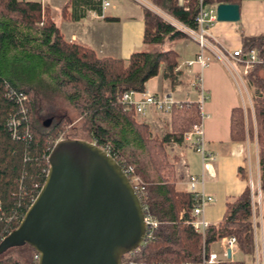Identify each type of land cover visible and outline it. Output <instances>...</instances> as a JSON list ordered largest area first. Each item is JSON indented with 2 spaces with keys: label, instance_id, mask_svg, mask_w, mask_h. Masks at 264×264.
<instances>
[{
  "label": "trees",
  "instance_id": "1",
  "mask_svg": "<svg viewBox=\"0 0 264 264\" xmlns=\"http://www.w3.org/2000/svg\"><path fill=\"white\" fill-rule=\"evenodd\" d=\"M215 2L239 5L240 0H205L206 4ZM152 3L183 25L196 29L197 0H190L188 11L173 0ZM90 10L100 12V0H67L61 15L66 17L70 12L69 19L79 21ZM142 20L146 45H164L186 38L146 9ZM240 36L242 55L254 51L258 60L244 76L256 93L252 101L255 126L249 120V110L233 108L230 140L256 143L260 207L258 191L251 190L247 183L240 196L226 203L222 220L209 226L202 237L188 224L192 220L193 197L176 190L175 168L165 150L170 141L182 144L184 134L199 123L197 103L172 107L170 132L154 138L145 123L135 120L133 108L120 101L124 92L144 93L146 83L159 74L176 84L179 55L173 50H160L136 52L126 61L97 58L89 49L66 43L49 10L40 3L0 0V244L19 226L36 199L49 170L48 157L61 135L67 133L66 139L109 147L112 158L132 165L145 184L140 204L158 226L155 239L135 253L136 261L198 264L203 246L208 249L223 238L234 237L238 252L255 262L260 212L264 221V35ZM13 52L15 80L5 67L6 58ZM57 94L64 97L77 117L67 115L38 124L33 117L38 97ZM21 97L26 99L20 100ZM15 120L19 121L16 127ZM143 154L147 165L140 162ZM238 173L248 181L244 169ZM35 254L28 245L14 246L0 254V264H38Z\"/></svg>",
  "mask_w": 264,
  "mask_h": 264
},
{
  "label": "crops",
  "instance_id": "2",
  "mask_svg": "<svg viewBox=\"0 0 264 264\" xmlns=\"http://www.w3.org/2000/svg\"><path fill=\"white\" fill-rule=\"evenodd\" d=\"M18 1L40 3L43 9L49 10L52 21L66 43L89 49L97 58L126 61L136 52L175 51L179 55L178 66L175 69L178 73L176 84L172 85L170 80L159 74L146 83L143 94L154 95L156 98L169 97L174 103H197L199 95L193 83L197 73L201 72H199L201 86L207 97L203 105V140L206 156H201L187 145H175L178 161L175 166L181 169V173L177 175L179 178L175 188L179 192L189 193L186 175L202 178L203 184L197 186V191L213 198L205 207L202 218L210 226L217 225L222 220L226 203L240 196L247 186V182L240 178L238 170H245L250 142L239 143L230 140V116L232 109L236 107H241L244 111L249 110V120L255 126L252 102L247 107L248 89L255 98L254 89L244 80L249 87L247 89L244 85V90L241 91L229 70L216 59H212L202 70L197 64L187 67L185 63L195 60L198 53L196 42L190 38L167 42L164 45L144 44L143 9L130 3L114 7L109 1L110 6L105 10L101 9L100 12L90 10L79 21H72L69 19L70 12L66 17L61 15V8L67 0ZM239 13L238 22H216L209 29L208 38L222 51L241 50L240 35L249 37L264 35V0H240ZM179 42L183 43L180 48L175 49ZM240 79H244L243 72ZM179 82L188 83L191 89L181 91ZM140 97L141 95L138 96ZM159 114L164 116L153 107H146L145 115L137 116L150 130L166 132L169 123L162 125L163 121L160 120ZM167 115L170 116V113ZM169 129L171 130V127ZM257 220V243L264 257V221L261 212ZM217 245L221 248L216 242L208 249L218 252L219 250L214 249ZM230 261L234 260L231 258Z\"/></svg>",
  "mask_w": 264,
  "mask_h": 264
},
{
  "label": "water",
  "instance_id": "3",
  "mask_svg": "<svg viewBox=\"0 0 264 264\" xmlns=\"http://www.w3.org/2000/svg\"><path fill=\"white\" fill-rule=\"evenodd\" d=\"M239 19V5L217 6V22ZM48 165L43 187L0 244V254L28 245L38 264H122L140 247L145 224L139 198L117 162L94 143L63 139Z\"/></svg>",
  "mask_w": 264,
  "mask_h": 264
},
{
  "label": "built area",
  "instance_id": "4",
  "mask_svg": "<svg viewBox=\"0 0 264 264\" xmlns=\"http://www.w3.org/2000/svg\"><path fill=\"white\" fill-rule=\"evenodd\" d=\"M142 6L144 9L150 11L162 21L167 23L176 31L184 34L187 38H190L196 42L198 46V53L195 60L185 63L187 67H193L195 64L198 65L199 69L202 70L211 62L212 59L218 60L222 63L231 73L233 64L239 66L242 69L244 76H246L252 68V65L257 63L256 55L254 51H251L247 56H243L240 49L233 50L231 52L220 50L208 37L209 29L216 21V9L219 5L218 3L206 4L205 0H197L198 12L195 18L196 29H191L166 12L158 8L152 3V0H132ZM176 5L182 7L184 10L188 11L190 0H173ZM101 9L105 10L110 6L109 0H100ZM200 72V71H199ZM197 73L196 79L193 83L195 89L198 91L199 99L197 101L199 109V123L193 125L191 129L186 132L183 136V143L193 149L196 153L201 156H206L204 149L203 140V105L207 100L206 94L201 86L200 73ZM233 76V75H232ZM239 80L240 76L237 74ZM234 77V76H233ZM141 95L140 98L138 96ZM26 97H21L20 100H25ZM120 101L125 104L128 108L131 107L134 110L135 115H145L146 107H153L156 112L169 114L172 107H180V103H174L169 97L156 98L154 95L138 93L135 91L124 92L120 98ZM19 121L13 123V126H18ZM14 137L17 138L14 132ZM174 146L176 143H173ZM101 148V147H100ZM108 155L111 156L110 148H101ZM208 156V155H207ZM112 157V156H111ZM209 157V156H208ZM117 162V161H116ZM121 168L122 173L129 180L132 188L134 189L137 197L142 198L144 196L145 184L142 182L141 178L136 175L135 170L132 165L127 164L123 160L117 162ZM187 174V173H186ZM187 181L189 186V193L193 197L194 207L191 211L192 220L188 224L193 228V230L201 235L205 234V231L210 226L202 217L205 207L213 201V198L206 195L203 192L197 191V186L203 184L202 178H197L192 175L187 174ZM259 194V206H260V193ZM144 213V224H145V234L144 239L139 248L127 253L122 258V264H146L135 260V253H137L142 247H144L148 242L155 239V229L158 226V222L148 213L147 208L142 206ZM256 221L255 218L253 220ZM221 245L222 252L219 255L217 252L206 249L203 246L201 261L198 264H219L220 261H230L235 252H238L237 241L234 237H226L218 242ZM255 244H256V254H255V264H264V257L260 256L258 251L257 243V231L255 233ZM230 256V257H229ZM34 259H39V256L35 254ZM156 264V263H152Z\"/></svg>",
  "mask_w": 264,
  "mask_h": 264
},
{
  "label": "rangeland",
  "instance_id": "5",
  "mask_svg": "<svg viewBox=\"0 0 264 264\" xmlns=\"http://www.w3.org/2000/svg\"><path fill=\"white\" fill-rule=\"evenodd\" d=\"M113 6H117V5H122L124 3H130L140 9H144L142 6L138 5L137 3H135L132 0H109ZM183 42H179L177 44V46H175V49L180 48V46L182 45ZM5 67H7L10 71L11 74L10 76L15 80V52L11 53L10 56L8 58H6L5 61ZM232 71V75L234 76V80L236 82V84L238 85V87L240 88L241 91L244 90V85L247 86L248 89V85L246 84V82L244 81V79L242 81L239 80L237 74L240 76L242 73V69L233 64V68L231 69ZM245 83V84H244ZM179 85H181V87L179 88L181 91L183 90H189L191 89V87L189 86L188 83H182L179 82ZM186 90V91H187ZM245 95V91L243 92ZM248 98L246 100L247 101V107L250 106V102H252L254 100V96L253 93L250 89H248ZM246 97V96H244ZM252 105V104H251ZM69 116L70 118L74 119L77 117L75 111L69 106V104L67 103V101L64 99L63 96H61L60 94L57 95H51V96H39L37 99V107H36V111L35 114L33 115L35 121L38 122V124H42L44 120H50V122L52 121L51 118H53V122L55 120H57V118H60L62 116ZM164 116L159 114V117L161 118L160 120L163 121L162 125H164L166 122L169 123V128H170V116H168L167 114H163ZM135 120L139 123H145L142 121V119L138 116L135 115ZM161 125V124H160ZM166 132L165 131H158V130H150L151 131V135L154 138H162L164 137L168 132H170V129L168 128V126H166ZM47 129V128H46ZM67 136V133L62 134L60 140L66 139L65 137ZM173 141H170L168 143L165 144V150H166V154L168 157V161L169 163H171L174 168H175V172H176V177L177 179L179 178V176H177L179 173H181V169L176 168V164H177V154L175 151V146L173 144ZM183 143V142H182ZM185 145V144H183ZM140 162L142 164L147 165V158L145 157V154H143V156L139 157ZM178 169V170H177ZM177 170V171H176ZM245 171L247 174V178H248V185L250 187L251 190L256 189L259 193V170H258V157H257V146L256 143H250L249 144V148H248V154H247V158H246V166H245ZM259 202V194L257 197V203ZM214 249L217 251L219 250L217 253L219 255H221V250L222 248H220L218 245L214 246ZM258 251L260 256H263L262 250L258 247ZM18 254V253H17ZM15 255H16V251H15ZM232 260L234 261H243L245 264H254V262H252L251 258L249 256H244L238 252H235L234 255L232 256Z\"/></svg>",
  "mask_w": 264,
  "mask_h": 264
}]
</instances>
